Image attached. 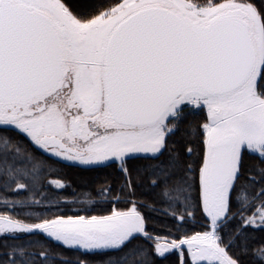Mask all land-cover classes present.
Returning <instances> with one entry per match:
<instances>
[{
	"label": "snow or ice",
	"instance_id": "obj_1",
	"mask_svg": "<svg viewBox=\"0 0 264 264\" xmlns=\"http://www.w3.org/2000/svg\"><path fill=\"white\" fill-rule=\"evenodd\" d=\"M61 166L115 168L109 213L62 214ZM256 233L264 0H0V264L62 259L21 236L101 264H264Z\"/></svg>",
	"mask_w": 264,
	"mask_h": 264
},
{
	"label": "trees",
	"instance_id": "obj_2",
	"mask_svg": "<svg viewBox=\"0 0 264 264\" xmlns=\"http://www.w3.org/2000/svg\"><path fill=\"white\" fill-rule=\"evenodd\" d=\"M201 116L203 113L200 114ZM199 117H197L198 119ZM189 120L193 117L189 116ZM186 135L185 127L182 125L180 131L177 133L176 138ZM249 166H256L259 161L255 157H246ZM62 170L59 178L67 184V190L62 192H52L50 196H55L56 198L63 200L67 199L68 203L61 204L64 209L62 214L64 215H106L112 208V203L110 200L114 199L119 193L120 185L123 181V177L112 167H101V168H83L79 166H61ZM111 185L112 194L110 197H102L98 195V189L102 186ZM90 194V196H89ZM77 201V203H71V201ZM116 207H124V205L116 204ZM79 208H89L90 211L87 212H76L72 209ZM235 210V209H234ZM146 214L149 215L150 230H154L155 233L164 235L163 226L165 224L171 225L172 221L162 219L159 214L153 215L145 210ZM155 224V229L151 228V225ZM201 217L199 214L190 221L188 225L189 232L201 231ZM229 225L228 228H231ZM227 231V229H226ZM258 238H264V233H256ZM28 240L36 241L30 251L38 252L44 250L40 245H44L50 250L54 256H59L62 259H57L56 264H75L77 259H88L92 264H101L103 260L107 258L108 255H116L115 253H107L105 255H90L83 256L79 251L68 249L61 246L59 243L47 239L44 236H21L18 242H25ZM12 241H9L11 243ZM4 241L0 240V253L5 249L3 248ZM176 257L170 256L167 260L157 261V264H175Z\"/></svg>",
	"mask_w": 264,
	"mask_h": 264
}]
</instances>
